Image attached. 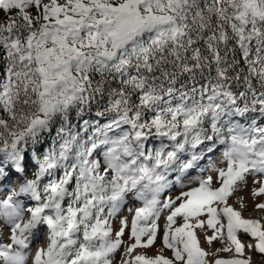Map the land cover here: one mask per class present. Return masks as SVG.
<instances>
[{
    "label": "snow or ice",
    "instance_id": "6c2138e0",
    "mask_svg": "<svg viewBox=\"0 0 264 264\" xmlns=\"http://www.w3.org/2000/svg\"><path fill=\"white\" fill-rule=\"evenodd\" d=\"M0 14V185L22 181L0 200V264H26L45 229L33 264H114L129 198L142 206L120 264H210L205 228L234 253L213 264H251L241 234L264 257V223L229 204L264 180V0H0ZM221 146L219 186L183 190ZM17 197L35 202L26 222ZM162 213L172 258L133 256Z\"/></svg>",
    "mask_w": 264,
    "mask_h": 264
},
{
    "label": "rangeland",
    "instance_id": "374dc122",
    "mask_svg": "<svg viewBox=\"0 0 264 264\" xmlns=\"http://www.w3.org/2000/svg\"><path fill=\"white\" fill-rule=\"evenodd\" d=\"M219 151V152H218ZM216 155H212L211 161H208L207 159L202 162V166L200 169L193 170L190 173V180H185V187L183 190L187 191L190 187H197L198 182L200 178L207 179L209 176L213 178V188L219 186V182L217 180V170L221 168H226V161L223 158V146L218 150ZM220 153V154H219ZM33 167V166H32ZM36 169L31 168L29 172L27 173L26 178L31 179L33 178V173ZM258 180H260L259 183H254L253 178L249 176L247 187L243 188L236 194H234L232 197L229 198V204L234 207L237 211L241 212L242 216L245 219H256L261 221V223H264V210L257 209L256 205L260 203H264V195L260 196H254L252 194L253 189H258L262 183H264V180H261L259 177H257ZM22 183L20 179H14L10 184H3L0 185V200L5 199L9 194L16 191L19 188V185ZM14 189V191H10V189ZM181 191V188L179 186H174L171 190L167 191L166 193L162 194L161 199L163 200L167 196H171L175 198L177 195H179ZM17 199L21 200V203L24 204L25 207V214H24V221L26 222L29 218V213H27L26 208L27 206H34L35 202L31 201L30 198L26 197H17ZM142 204V202L135 200L134 198H129L128 201H126L125 205L122 207L120 213L117 215L116 218L113 219V227L114 230H118L120 227V222L126 220L129 224L128 228V235L126 234V229L124 236L122 237L124 241V245H129L133 243L130 239V226H131V220L134 215L135 209L138 207V205ZM243 205V206H242ZM127 208L129 210H127ZM166 211V210H165ZM4 217H0V239H5L10 234V225L8 224L7 220ZM201 219H207V217H201ZM182 221L178 219V224ZM226 223V221H224ZM161 231L158 232L157 240L155 244L149 248V249H137L132 255L135 256L136 254H146L149 256H155L158 254H162L165 257L171 259L172 253L168 249L163 248L162 244V230L164 227V214L162 213L161 219L158 221ZM6 226L8 229H6ZM7 230V231H6ZM205 231L208 235H211L212 230L205 228V230L197 229V236L201 241V246L205 249V251L209 252V261L210 264H213L215 259H229L232 258L234 253L233 252H224L219 251L217 252V249H223L224 247L228 246V242L226 240V232H225V239L223 242L220 240L214 241L212 245H208L206 241L204 240ZM241 242L245 245V254L244 258H251V264H264V257L261 255H257L256 252L252 249L248 248L249 244H255V241L252 240L250 237H247L246 235L241 234L240 235ZM124 245L121 246V248L118 250V252L115 254L114 257V264H120L122 258H128L124 254ZM36 246L37 249L40 247H46L47 246V230L45 229L41 234L39 239L31 241L29 244V247L24 250L26 252L27 250H31L33 254L34 247ZM30 252V253H31ZM36 253V251L34 252ZM33 257V256H32ZM26 264H31V261L26 260ZM33 264V263H32Z\"/></svg>",
    "mask_w": 264,
    "mask_h": 264
},
{
    "label": "trees",
    "instance_id": "16d2710c",
    "mask_svg": "<svg viewBox=\"0 0 264 264\" xmlns=\"http://www.w3.org/2000/svg\"><path fill=\"white\" fill-rule=\"evenodd\" d=\"M0 16H2V14H0ZM221 147H222V146H221ZM217 151H218V150H217ZM217 151L215 152L214 155H216V154L219 152V151H218V152H217ZM219 154H220V153H219ZM33 168L35 169V165H34V164H33ZM34 172H35V171H34ZM128 228H129V224H128ZM126 234L128 235V231H126Z\"/></svg>",
    "mask_w": 264,
    "mask_h": 264
},
{
    "label": "bare ground",
    "instance_id": "6f19581e",
    "mask_svg": "<svg viewBox=\"0 0 264 264\" xmlns=\"http://www.w3.org/2000/svg\"><path fill=\"white\" fill-rule=\"evenodd\" d=\"M257 255H260V254H258V253H256Z\"/></svg>",
    "mask_w": 264,
    "mask_h": 264
}]
</instances>
